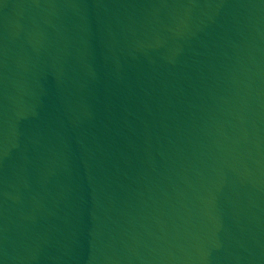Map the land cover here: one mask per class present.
<instances>
[{"label": "water", "instance_id": "obj_1", "mask_svg": "<svg viewBox=\"0 0 264 264\" xmlns=\"http://www.w3.org/2000/svg\"><path fill=\"white\" fill-rule=\"evenodd\" d=\"M0 264H264V0H0Z\"/></svg>", "mask_w": 264, "mask_h": 264}]
</instances>
